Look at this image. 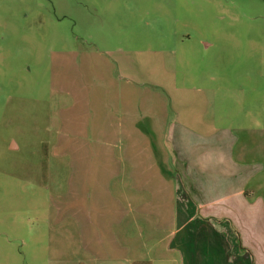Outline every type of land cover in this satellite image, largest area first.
Here are the masks:
<instances>
[{"label": "rangeland", "instance_id": "1", "mask_svg": "<svg viewBox=\"0 0 264 264\" xmlns=\"http://www.w3.org/2000/svg\"><path fill=\"white\" fill-rule=\"evenodd\" d=\"M204 120L263 147L264 0H0V264H181Z\"/></svg>", "mask_w": 264, "mask_h": 264}, {"label": "crops", "instance_id": "2", "mask_svg": "<svg viewBox=\"0 0 264 264\" xmlns=\"http://www.w3.org/2000/svg\"><path fill=\"white\" fill-rule=\"evenodd\" d=\"M200 122L194 129L176 122L168 128L178 172L169 247L181 264H264L260 133Z\"/></svg>", "mask_w": 264, "mask_h": 264}]
</instances>
